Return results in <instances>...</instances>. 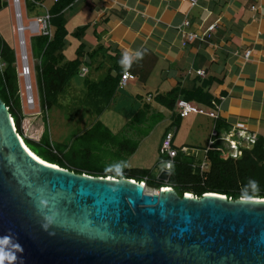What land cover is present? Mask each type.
Segmentation results:
<instances>
[{
    "label": "crops",
    "instance_id": "crops-1",
    "mask_svg": "<svg viewBox=\"0 0 264 264\" xmlns=\"http://www.w3.org/2000/svg\"><path fill=\"white\" fill-rule=\"evenodd\" d=\"M56 2L45 0L44 10ZM64 18L69 32L67 60L85 44L81 71L86 68L88 73L78 76L86 79L81 93L70 87L60 109L72 99L69 102L78 116L83 109L87 112L92 122L76 137L101 122L121 142L126 166L144 151L141 165L126 168L151 171L159 180L165 168L160 162L162 145L170 133L174 149L197 164L230 133L264 139V0H196L195 4L190 0H78ZM186 20L190 23L186 31L203 40L190 42L180 33ZM213 25L216 29L210 33ZM83 28L86 31L77 36ZM137 51L142 58H135ZM125 52L133 56L127 72L119 64ZM200 71L206 75H199ZM126 74L130 79L121 87ZM109 76L119 80L114 99L110 104L98 103L103 99L99 96L89 103V84H101ZM174 91L178 100L209 110L217 103L219 119L196 113L179 118L175 108L158 100ZM77 95L79 107L74 106ZM150 95L153 98L148 100ZM116 116L125 118L119 122ZM41 119L36 121L39 129ZM133 143L137 149L129 157ZM151 147L154 152L149 157L146 150Z\"/></svg>",
    "mask_w": 264,
    "mask_h": 264
},
{
    "label": "water",
    "instance_id": "water-1",
    "mask_svg": "<svg viewBox=\"0 0 264 264\" xmlns=\"http://www.w3.org/2000/svg\"><path fill=\"white\" fill-rule=\"evenodd\" d=\"M14 125L0 97V249L16 257L4 264H264V199L78 175L26 150Z\"/></svg>",
    "mask_w": 264,
    "mask_h": 264
},
{
    "label": "trees",
    "instance_id": "trees-1",
    "mask_svg": "<svg viewBox=\"0 0 264 264\" xmlns=\"http://www.w3.org/2000/svg\"><path fill=\"white\" fill-rule=\"evenodd\" d=\"M77 1L57 0L49 10L52 16L53 37L38 35L31 38L32 54L40 60L36 73L39 76V100L43 125L36 139L26 135L29 125L34 121L25 114L22 81L19 76L18 47H11L0 36V97L8 107L17 132L24 139L26 146L43 161L78 175L144 182L147 187L155 190L173 188L181 198L186 194L197 198H203L207 194H217L233 201L264 199V139L262 138H258L255 145L242 148L239 159L226 158L225 147L221 140H218L206 153L208 168L204 171L201 164H197L194 159L184 157L179 152L171 168L168 183L153 178L151 171L148 170L128 169L125 166L119 172L111 169L109 166L116 162H126L123 156L125 154L120 153L121 142L118 137L101 122L76 137L72 145L55 143L52 140L48 112L54 107H62V97L70 89L72 79L79 76L84 64L85 44L77 49L73 59L67 60L65 54L69 32L64 13ZM44 2L45 0H31L28 8L33 12L41 8L38 4L43 5ZM6 4V0H0V11ZM85 31L86 28H83L76 35L80 36ZM90 57L92 59L94 53ZM118 87L119 80L112 76L107 77L101 84L90 83L89 103H95L94 100L101 96L103 99H98V103L110 104ZM178 97L179 93L174 91L168 96L159 97L158 100L168 108L174 109L179 101ZM222 126L223 124L219 122L218 128ZM132 146H129L131 150L126 154L129 157L137 149L135 143ZM109 147L112 150H109ZM109 160L112 163L107 164ZM249 179L258 182V190L245 188Z\"/></svg>",
    "mask_w": 264,
    "mask_h": 264
},
{
    "label": "rangeland",
    "instance_id": "rangeland-1",
    "mask_svg": "<svg viewBox=\"0 0 264 264\" xmlns=\"http://www.w3.org/2000/svg\"><path fill=\"white\" fill-rule=\"evenodd\" d=\"M6 2H7L6 6L3 8V10L0 11V36L3 39V41L8 45H10L11 47L14 46L18 47L19 66L21 67V64L24 63L21 60V52L19 45L20 32L17 23L16 6L14 0H6ZM28 5H31V0H20L22 22L24 27L26 28L24 33L27 42L26 55L28 56L29 63L33 71L32 82H33V89L35 95V103L34 105L29 106L24 99V109H25V114L34 121L31 125H29V128L27 127L28 131L26 135L27 137L36 139L41 131L36 125L37 118L41 117V111H42L39 100V86H38L39 76L36 73V67H39L40 60L37 57H34L32 54L31 38L34 37L35 35H33L28 28L30 27L31 22H33L37 17H40L45 13V10L43 8H37V10L32 12L28 8ZM85 82H86L85 78L75 77L71 81V87L72 89H74V92L81 93V90L83 89ZM69 100L65 102L66 104L65 108L60 109L58 107H54L48 112L51 137L55 143L68 144L69 142L73 141V139L76 137V135L80 133V131H82L83 129H87L88 125H90L92 122L91 120L89 121L87 120L88 118L86 114L87 112H84L83 111L84 109L82 110L81 116H78L76 110L72 108V102L70 103ZM76 100L77 101H74V106L79 107L80 104L78 100H80V97H78V95ZM124 118L125 117L116 116L115 119H117L119 122H122V119ZM225 144L228 145V143ZM146 151L149 154V157L154 152L152 147L151 149ZM147 153H145V158L148 157ZM143 154L144 151L140 152L139 155L131 161V163H128L130 164V166H125V167L132 168L141 165L140 159H142ZM156 177L158 178L159 175L157 174ZM146 191L149 194H154L157 190L146 186Z\"/></svg>",
    "mask_w": 264,
    "mask_h": 264
},
{
    "label": "built area",
    "instance_id": "built-area-1",
    "mask_svg": "<svg viewBox=\"0 0 264 264\" xmlns=\"http://www.w3.org/2000/svg\"><path fill=\"white\" fill-rule=\"evenodd\" d=\"M193 4L196 3V0H190ZM15 6H16V14H17V21L18 19H22V12L20 8V0H14ZM41 8L44 9V5L38 4ZM19 10V11H18ZM20 17V18H18ZM190 26V23L188 20H186L183 24V26L179 27L180 33L185 36L188 41L193 42L196 39L203 40V38H198L195 34L193 33H188L186 31V28ZM30 32L35 35H43V36H49L50 38L53 37V27H52V16L49 13L48 10L45 11V13L37 17L33 22H31L30 27L28 28ZM216 29V25H213L209 28V32H214ZM25 30L26 28L23 25L19 28L20 32V52H21V60L24 64H21L20 67V79L22 81V97L25 99L26 103L31 106L34 105L35 103V95H34V89H33V82H32V67L29 63L28 56L26 55V39H25ZM22 35V36H21ZM251 55V51L246 52V57H249ZM81 76H86L88 73V69L84 68L80 72ZM201 76H205L206 73L204 71H200L198 73ZM130 79L129 74H126L122 77L120 86L121 87H126L128 84V81ZM153 97L152 95L149 96L148 100H151ZM214 107H212L210 110L207 108H202L197 106L196 104H193L191 102L185 101V100H179L176 104V112L179 118H186L190 114L196 113L200 115H207L215 119H219L218 113H217V108L219 107L217 103H213ZM173 138L174 134L170 133L168 134L162 145V157H161V163L163 166H165L164 171H169L171 172V168L173 166L175 158L179 155V152L174 149L173 147ZM222 143H228V146H226L225 149V157L226 158H234V159H239L240 156L242 155V148L250 147L252 145H255L257 142L258 138L250 137L242 132L238 133H230L226 137L220 139ZM214 144V142H212ZM225 147V144H223ZM229 149V150H227ZM185 153H188L187 149L183 150ZM201 168L202 170H206L207 167V162L206 159L201 163ZM143 186H146V183H140ZM165 190V189H163ZM193 196V195H192ZM194 197V196H193Z\"/></svg>",
    "mask_w": 264,
    "mask_h": 264
},
{
    "label": "clouds",
    "instance_id": "clouds-1",
    "mask_svg": "<svg viewBox=\"0 0 264 264\" xmlns=\"http://www.w3.org/2000/svg\"><path fill=\"white\" fill-rule=\"evenodd\" d=\"M135 58L136 59H139V58H142V53L137 51L135 53ZM132 62H133V56H130L128 52H125L123 55H122V58L119 60V64L121 66V68L127 72L128 69L131 67L132 65ZM123 166H126V164L124 162H121V163H118V164H115V165H112V166H109L111 169L115 170L116 172H119L121 171L122 167ZM136 182V181H135ZM258 182L254 179H249L247 185L245 186V188H251L253 190H258ZM165 189V188H163ZM187 196H192L191 194H186ZM225 198H227L226 196H223ZM15 247L19 250V251H23V248L22 246L20 245H15ZM9 260L10 262L11 261H14L16 259L15 255H11L9 253H6L5 251H3L2 249H0V264H4V261L5 260Z\"/></svg>",
    "mask_w": 264,
    "mask_h": 264
},
{
    "label": "bare ground",
    "instance_id": "bare-ground-1",
    "mask_svg": "<svg viewBox=\"0 0 264 264\" xmlns=\"http://www.w3.org/2000/svg\"><path fill=\"white\" fill-rule=\"evenodd\" d=\"M14 123V122H13ZM15 126V125H14ZM22 141V140H21ZM22 143H23V145L25 146V148H26V150H28V148L26 147V145H25V143H24V141H22ZM28 152H30V151H28ZM165 190H168V189H165ZM190 198H193V196H189Z\"/></svg>",
    "mask_w": 264,
    "mask_h": 264
}]
</instances>
